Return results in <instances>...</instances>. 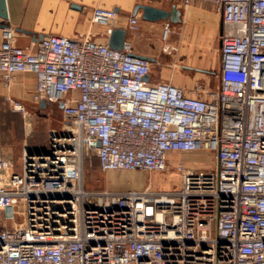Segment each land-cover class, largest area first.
I'll use <instances>...</instances> for the list:
<instances>
[{"label":"built area","instance_id":"built-area-1","mask_svg":"<svg viewBox=\"0 0 264 264\" xmlns=\"http://www.w3.org/2000/svg\"><path fill=\"white\" fill-rule=\"evenodd\" d=\"M204 1L223 22L213 89L148 81L150 61L127 40L116 49L47 35L26 48L4 27L0 77L8 85L35 74L31 101L63 102L73 128L47 152L25 153L21 172L0 157V264H264V0ZM116 19L112 8L92 12L108 38ZM169 32L166 21L163 37ZM194 151L206 165L179 161L175 191L85 183L91 153L102 170L151 172L169 168L174 152Z\"/></svg>","mask_w":264,"mask_h":264},{"label":"crops","instance_id":"crops-1","mask_svg":"<svg viewBox=\"0 0 264 264\" xmlns=\"http://www.w3.org/2000/svg\"><path fill=\"white\" fill-rule=\"evenodd\" d=\"M6 3L8 18L0 17V23L4 24L3 27L0 26V43L4 39L5 26L16 30L17 44L26 48H34V35L39 34L66 35L75 39L89 37L107 41L109 38L106 36V26L94 23L92 12L95 7L112 8L117 12L115 27L126 30L125 40L129 41L131 52L150 61L151 71L146 77L148 81L170 80L184 86L188 91H192L197 84L208 89L219 84L214 52L216 44L220 43L223 22L221 15L208 1L192 0L183 4L180 0H6ZM137 4H150L169 10L176 5L180 9L179 20L144 19L141 8L134 13ZM132 17L137 18L136 28L130 26ZM166 21L170 22V32L164 38ZM166 44L174 46L177 56L173 58L165 52ZM200 50L205 53L203 58L197 57ZM221 56L220 44L219 69ZM211 58L214 60H210ZM169 59L187 63L189 61L188 64H182L194 71L185 73L174 65L176 62L173 65L168 63ZM35 84L36 76L33 73H20L8 85L0 77V107L10 99L29 97ZM10 117L16 119L19 116L11 114ZM19 139L15 134L5 137L0 132V157L16 160L25 153L40 154L49 150L44 146L30 145L26 139H20L22 146L16 147Z\"/></svg>","mask_w":264,"mask_h":264},{"label":"rangeland","instance_id":"rangeland-1","mask_svg":"<svg viewBox=\"0 0 264 264\" xmlns=\"http://www.w3.org/2000/svg\"><path fill=\"white\" fill-rule=\"evenodd\" d=\"M165 46H172L166 44ZM164 46V48H165ZM172 50H165V52L171 57L177 56V50L172 46ZM219 52L220 43L215 46V65L216 70L219 71ZM204 52L198 51L197 57L203 58ZM195 61L196 56L193 57ZM192 58V59H193ZM214 60V59H210ZM176 62L177 67L183 72L194 71L190 67L186 68L185 65L178 60L169 59L168 63ZM192 66V65H191ZM195 68V67H194ZM216 86H212L215 88ZM31 96L20 98H13L6 102L4 106L0 107V132L5 137H10L15 134L23 141L30 145L44 146L50 148L54 138L63 136L66 132L64 128H73V126H66V121L62 115L61 109L55 102H46L44 107H41L39 103L31 101ZM20 101L25 106V111L14 109L13 101ZM11 114L19 116L16 119H11ZM68 134V133H67ZM16 143V147L22 146L21 140ZM21 141V142H20ZM23 143V142H22ZM205 155L203 152H174L171 154L170 166L166 170L160 171H143V170H102L97 161L95 153H91L86 156L84 160V176L85 183L89 189L93 190H129L138 189L143 190L150 187L155 192H170L180 189L181 187V175L177 169L179 161H185L188 165H194L201 167L206 165ZM23 157L14 159L17 163V171L21 172V166ZM207 159V158H206ZM14 216L16 221L21 222L25 217V208L22 202H19L15 206ZM16 225V224H14Z\"/></svg>","mask_w":264,"mask_h":264},{"label":"water","instance_id":"water-1","mask_svg":"<svg viewBox=\"0 0 264 264\" xmlns=\"http://www.w3.org/2000/svg\"><path fill=\"white\" fill-rule=\"evenodd\" d=\"M143 10V18L156 21L161 19H171L173 21L179 20L180 9L173 5L172 8L164 9L152 6L150 4H137L134 8V13L137 12L138 9ZM0 17L7 19L8 18V9L6 0H0ZM0 26H4V24L0 23ZM15 30V29H14ZM18 31H22V29H17ZM16 31V30H15ZM36 41H40L45 37L44 34H39L38 36L34 35ZM126 30L123 28L115 27L109 36V45L113 48L120 49L122 47L123 42L125 41ZM142 57V56H141ZM45 100H40L39 104L41 107L46 105ZM58 106L61 108L63 106V102H59Z\"/></svg>","mask_w":264,"mask_h":264},{"label":"trees","instance_id":"trees-1","mask_svg":"<svg viewBox=\"0 0 264 264\" xmlns=\"http://www.w3.org/2000/svg\"><path fill=\"white\" fill-rule=\"evenodd\" d=\"M97 159V161H98V165H99V160H98V158H96ZM99 167H100V165H99Z\"/></svg>","mask_w":264,"mask_h":264}]
</instances>
